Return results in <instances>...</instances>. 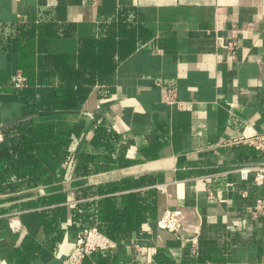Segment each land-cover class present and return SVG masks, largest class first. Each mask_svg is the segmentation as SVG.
Segmentation results:
<instances>
[{
	"label": "crops",
	"instance_id": "obj_1",
	"mask_svg": "<svg viewBox=\"0 0 264 264\" xmlns=\"http://www.w3.org/2000/svg\"><path fill=\"white\" fill-rule=\"evenodd\" d=\"M2 26L3 143L20 127L53 125L70 145L60 159L38 155V185L11 177L23 187L0 191V264H64L80 228L100 226L92 214L105 199L125 213L107 222L136 231L83 264H157L158 253L175 264H264V217L252 215L264 186L238 173L264 163L242 142L264 135V0H0ZM235 33L232 59L223 44ZM109 37L128 53L79 108L43 112L10 84L22 71L31 90L57 87L65 58ZM180 207L197 223L158 229L157 217Z\"/></svg>",
	"mask_w": 264,
	"mask_h": 264
},
{
	"label": "trees",
	"instance_id": "obj_2",
	"mask_svg": "<svg viewBox=\"0 0 264 264\" xmlns=\"http://www.w3.org/2000/svg\"><path fill=\"white\" fill-rule=\"evenodd\" d=\"M116 43L112 37L106 40H88L82 42L79 54L76 58H65L58 68L60 84L55 86H43L40 90H31V83L19 95L24 103L33 101L35 106L45 111H69L79 108L86 99L95 78L102 79L109 75L114 65V55L123 58L128 52L115 49ZM115 52V53H114ZM79 64V67H76ZM89 75V77H87ZM40 95V102L36 101ZM7 141L0 145V191L14 192L23 187V181H11V177H30L28 186H36L40 183L38 175L41 174L42 166L38 155L43 152L51 153L61 158L64 149L70 145V132L56 128L53 125H40L35 127H20L17 137L6 135ZM151 183V181H148ZM137 208V204H133ZM138 210V208H137ZM101 231L106 234L112 242L125 239L135 229L111 226L108 218L119 219L125 213L118 214L114 203L109 199L101 201V208L96 210ZM150 219L157 210L155 206L149 207ZM159 218V217H157ZM157 264H175L168 259L164 253H158Z\"/></svg>",
	"mask_w": 264,
	"mask_h": 264
},
{
	"label": "built area",
	"instance_id": "obj_3",
	"mask_svg": "<svg viewBox=\"0 0 264 264\" xmlns=\"http://www.w3.org/2000/svg\"><path fill=\"white\" fill-rule=\"evenodd\" d=\"M0 28V36L3 29ZM223 46L228 50V56L232 59L236 58L239 48V35L235 33L231 40ZM11 86L22 91L28 87V79L26 75L19 71L10 81ZM167 103L170 105L177 104L175 89L169 90L167 95ZM4 142V135L0 131V144ZM242 142L250 145L256 150L264 151V135L245 137ZM238 173L244 180L249 179L253 175V181L257 187L264 186V163L246 165L238 169ZM252 215L254 217H264V196L256 199L252 206ZM199 215L196 211L180 207L175 209H166L157 220V227L172 235H178L180 230L185 227L192 226L197 223ZM111 239L104 234L98 224L92 226H83L77 233L75 246L72 252L64 259V264H83L84 261L94 254L106 252L111 248ZM143 250V247H139Z\"/></svg>",
	"mask_w": 264,
	"mask_h": 264
}]
</instances>
